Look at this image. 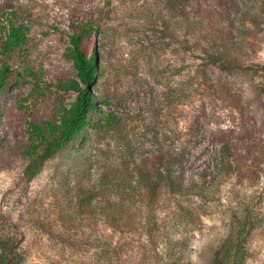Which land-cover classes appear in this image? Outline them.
Wrapping results in <instances>:
<instances>
[{"label":"rangeland","instance_id":"obj_1","mask_svg":"<svg viewBox=\"0 0 264 264\" xmlns=\"http://www.w3.org/2000/svg\"><path fill=\"white\" fill-rule=\"evenodd\" d=\"M9 23L28 32L0 50V66L21 75L0 91V254L14 264H211L245 220L243 264H264V0H0V43ZM87 23L100 110L27 182L28 122L73 102L56 86L75 75L64 54ZM167 144L183 152L175 174L193 194L161 187L149 213L134 199L136 226L107 227L98 205L123 198L121 162L154 167Z\"/></svg>","mask_w":264,"mask_h":264},{"label":"trees","instance_id":"obj_2","mask_svg":"<svg viewBox=\"0 0 264 264\" xmlns=\"http://www.w3.org/2000/svg\"><path fill=\"white\" fill-rule=\"evenodd\" d=\"M95 31L92 24L87 23L82 27L80 33H73L68 37V46L64 56L72 63L75 75L73 78L59 81L56 87L65 93H73L75 95L73 102L67 106L58 107L53 119L43 125L28 122L29 145L21 153L22 156L30 160L23 171V178L27 182L40 172L47 160L90 128L93 124L90 113L100 110L95 105V96L92 93L98 72L96 56L93 53L87 57L82 49L83 41ZM27 32L28 29L23 25L16 27L9 23L8 33L0 43L1 52L7 54L23 45ZM20 76L18 70L12 69L7 64H2L0 66V91L12 78ZM221 151L223 154L221 162H224V152L227 151V147L225 146ZM124 158L122 157L121 161ZM182 158L183 152L167 144L159 147L158 154L151 157L154 167L147 168L150 159H141L132 168H129L128 161H120V168L128 179L125 185L120 188L123 198L117 201L103 198L98 205V210L104 216L103 220L107 227L116 232L136 226V211L134 213L131 209L132 206H135L134 199L142 201L141 205L148 211L158 201L157 197L160 195L161 187L166 194L171 196L193 194L191 193L193 187L185 185L184 180L175 174L183 168ZM160 168L162 170L159 172ZM95 206L97 205H89L91 208ZM138 208L141 209V206ZM149 218L150 216H145L138 221L148 222ZM249 227V223L245 220L232 223L230 233L215 251L211 264H243L244 241ZM0 264H14V261L12 258L6 259V255L1 253Z\"/></svg>","mask_w":264,"mask_h":264}]
</instances>
